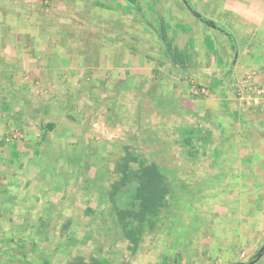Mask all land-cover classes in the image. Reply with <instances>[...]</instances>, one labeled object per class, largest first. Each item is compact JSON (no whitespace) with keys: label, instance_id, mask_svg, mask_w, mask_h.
I'll return each instance as SVG.
<instances>
[{"label":"rangeland","instance_id":"1","mask_svg":"<svg viewBox=\"0 0 264 264\" xmlns=\"http://www.w3.org/2000/svg\"><path fill=\"white\" fill-rule=\"evenodd\" d=\"M188 2L264 43L239 22L260 1ZM187 9L0 0V264H246L264 246V83L203 76L230 44ZM141 176L155 191L132 206Z\"/></svg>","mask_w":264,"mask_h":264},{"label":"crops","instance_id":"2","mask_svg":"<svg viewBox=\"0 0 264 264\" xmlns=\"http://www.w3.org/2000/svg\"><path fill=\"white\" fill-rule=\"evenodd\" d=\"M249 1L254 2V5H255L256 1H260L261 7H264V2H262L261 0H249ZM256 5H257V3H256ZM239 13L241 14L239 16V18H240L239 22L241 23V26L242 25H243V27L248 26L247 28H249L250 31H253L252 29L256 28L255 26L261 27V28L264 27L263 26L264 14H262L260 16L262 18H260V17H257V12H254L253 10H249V9L248 10L244 9L243 11H241ZM258 20H260V23L258 22ZM212 22H214V21H212ZM206 26H208V25H206ZM252 26H253V28H252ZM210 28L216 30V28H213V27H210ZM226 29H228V28H226ZM258 30H260V29L257 28L254 31H258ZM228 32H230V31L228 30ZM191 33L185 32V31H177V30L171 28L169 44H192L193 33H192V35H191ZM245 33L246 34L239 35V37H240L239 40H241L240 42L236 39V37L233 34L230 33L233 36V39L235 41L234 44L236 46L232 45L233 43L228 38V36L225 34L228 40L224 44H230L229 50H228V48H225V49H221V50L217 51L220 60L218 62H215V64L217 63L218 69L211 67V65H214V64H209L207 66L203 65L200 67V71H202V73H204L202 75L205 77L210 76V79H211L213 77V75H214V77H215V75L218 76L216 71H219V73H221L222 78L225 80L226 78H229L231 76L235 77L238 74L242 75V72H245V71H254V72L258 73V76L260 77L261 83H264V43H260V41L257 43H254V44L252 43L253 38L256 39L257 38L256 36L259 37V34L257 32H254V33L245 32ZM149 37H150V35H149ZM195 39H198V38L196 37ZM246 41H248V42H246ZM239 44H240V46H239ZM235 54H236V59H235V61H233L232 55H235ZM171 58H173V57H171ZM206 58L209 59V56H207ZM213 60L217 61L215 58L212 57L211 61H213ZM197 67H198V65H197ZM196 78L199 79L200 77L196 76ZM173 87L177 89V87L175 85ZM226 90H227V88L224 91H226ZM229 95L230 94L226 91L224 94V98L226 99ZM230 101H233V100H231V98H230V99H228V102H230ZM260 108H262V107H259V109ZM205 112H210V110H206ZM0 170H1V165H0ZM62 264H64V263H62ZM87 264H90V263H87Z\"/></svg>","mask_w":264,"mask_h":264},{"label":"trees","instance_id":"3","mask_svg":"<svg viewBox=\"0 0 264 264\" xmlns=\"http://www.w3.org/2000/svg\"><path fill=\"white\" fill-rule=\"evenodd\" d=\"M188 1V0H187ZM200 21H202L203 23H205L206 25H208L209 27H213V28H216V29H218V30H220L221 32H223L224 34H226L227 36H228V38L231 40V42L233 43V45L234 46H236L234 43H235V41H234V39H233V36L228 32V30H226L224 27H222L220 24H218V23H216V22H212L211 20H208V19H202V20H200ZM261 104V103H260ZM259 105V104H258ZM258 105H255V106H258ZM260 106H262V105H260ZM259 106V107H260ZM54 127V125L53 124H49L48 126H46V128H53ZM190 129H188V131H189ZM193 133H195V130H193ZM186 136V135H185ZM217 151H219V150H216L215 152H217ZM257 157H258V155H257ZM140 162L141 163H145V162H143L142 160H141V158H140ZM145 169H146V171H148L149 169H147V167L145 166ZM124 173L125 172H127V170L126 169H123L122 170ZM153 172V171H152ZM103 173H105L104 171H103ZM149 173H150V170H149ZM147 174V173H146ZM105 175V174H104ZM147 176H150V174H148ZM152 178V177H151ZM138 179V178H137ZM124 183H126V181H124ZM151 183V182H150ZM150 183H148L147 181H146V176H141V178L139 179V186L136 188L137 190L135 191V196L134 197H132V198H130V203H131V205L132 206H136L137 204H142L143 205V202L144 201H149V199L151 198L150 197V193L152 192H154L155 191V186H153L154 184H150ZM135 189V188H134ZM120 196V195H119ZM139 200V201H138ZM141 201H143V202H141ZM152 202V201H151ZM160 206V205H159ZM125 230H126V228H125ZM88 236H86V238H87ZM88 239V238H87ZM260 251V250H259ZM258 251V252H259ZM258 252H257V254L248 262V263H246V264H256V262L258 261V260H256L257 258H258ZM81 258H83V259H81ZM80 259L81 260H77V261H75L74 260V262L72 263V262H69V264H87V263H85V262H82V260H84L85 259V257H81ZM88 263H90V264H111V263H109L106 259L103 261H101V260H92V261H89ZM237 264H244V263H237Z\"/></svg>","mask_w":264,"mask_h":264},{"label":"built area","instance_id":"4","mask_svg":"<svg viewBox=\"0 0 264 264\" xmlns=\"http://www.w3.org/2000/svg\"><path fill=\"white\" fill-rule=\"evenodd\" d=\"M251 91H252V88H251ZM252 92H258V94L261 96V98L263 99V102H264V87H262V89H260V90H258V88H256ZM237 96L240 99V101H244V103L247 106H249L250 104L251 105H258V103H259V101L257 99L258 97L255 100H253L254 98L251 100V97L247 96V91H238Z\"/></svg>","mask_w":264,"mask_h":264},{"label":"water","instance_id":"5","mask_svg":"<svg viewBox=\"0 0 264 264\" xmlns=\"http://www.w3.org/2000/svg\"><path fill=\"white\" fill-rule=\"evenodd\" d=\"M185 5L187 6L188 10L198 19L201 20L203 19V16L199 13H197L192 6L189 4L187 0H183ZM264 256V246L260 249L258 252V258L256 260H260Z\"/></svg>","mask_w":264,"mask_h":264},{"label":"flooded vegetation","instance_id":"6","mask_svg":"<svg viewBox=\"0 0 264 264\" xmlns=\"http://www.w3.org/2000/svg\"><path fill=\"white\" fill-rule=\"evenodd\" d=\"M202 20V19H201Z\"/></svg>","mask_w":264,"mask_h":264}]
</instances>
